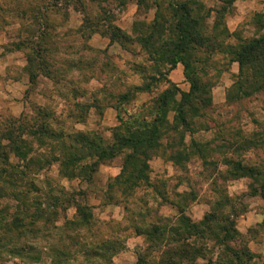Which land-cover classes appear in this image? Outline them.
I'll return each instance as SVG.
<instances>
[{
	"label": "rangeland",
	"instance_id": "374dc122",
	"mask_svg": "<svg viewBox=\"0 0 264 264\" xmlns=\"http://www.w3.org/2000/svg\"><path fill=\"white\" fill-rule=\"evenodd\" d=\"M200 2L206 12L221 6L218 0ZM148 3L149 9H139L136 0H0V136L6 130L14 131L26 154L24 160L19 159L9 151L7 141L0 140L6 146L0 152V174L10 166L20 171L13 182L9 181V173L0 179V264H157L162 255L152 251L147 237L137 234L136 226L148 228L157 217L177 218L179 212L170 204L176 200V193L196 194L197 202L189 205L186 214L200 222L218 199L214 183L242 211L236 228L253 255L252 263L264 264V198L251 195L253 183L248 178L223 180L221 176L229 167L221 158L214 157L221 161L218 176L212 169L206 171L198 158L182 170L168 159L155 157L148 162L151 187L141 186L127 195L114 186L128 151L111 161L85 159L67 172V166L62 165L67 157L63 145H70V140H48L41 145L37 137L30 135L43 109L52 117L48 121L54 131L93 133L103 141L101 145L112 144L121 120L126 122L140 108L150 106L168 88L165 80H171L183 92L190 91L182 65L160 83H152L154 67L142 45L131 41L121 46L100 33L92 34L111 24L135 38L137 30L145 32L155 19L156 9L151 0ZM85 19L89 20L86 27ZM214 19L212 14L208 23ZM224 22L231 33L243 39L263 36L264 0H237ZM45 38L43 46L49 52L43 57L54 63L58 78L48 79L45 71L35 66L33 82L30 61L36 55L32 49ZM219 61L226 63L222 57ZM220 69L213 90V105L222 114L220 121H227L230 130L243 135L263 130L264 96L229 106L228 92L239 66L226 64ZM148 83L152 86L150 92H133L134 87ZM127 93H131V100L120 101L119 96ZM76 104L85 107L84 115L78 114ZM169 116L172 120L174 114ZM19 119L24 127L22 134L16 130L18 125L11 129ZM216 127L198 132L193 138L200 143L210 142ZM190 143L187 135L186 144ZM227 156L248 166L264 165L263 151ZM95 162L98 164L93 167ZM72 170L77 177H66ZM78 207L92 216L88 222Z\"/></svg>",
	"mask_w": 264,
	"mask_h": 264
},
{
	"label": "trees",
	"instance_id": "16d2710c",
	"mask_svg": "<svg viewBox=\"0 0 264 264\" xmlns=\"http://www.w3.org/2000/svg\"><path fill=\"white\" fill-rule=\"evenodd\" d=\"M148 1L136 0L139 9H149ZM236 1L218 0L221 6L206 12L200 0H151L152 7L156 9L155 19L146 27L145 32L137 30L135 38L111 24H108L106 30L92 31V34L100 33L111 43H119L121 46L131 41L142 45L147 52L148 61L154 67V75L150 77L152 83H160L162 78L165 79L178 65H182L185 79L190 83V91L183 92L171 80H165L168 88L150 106L140 108L126 122L121 120V128H116L113 133L112 144L101 145L103 141L98 140L93 133L67 134L54 131L48 121L52 117L43 109L39 110L37 123L29 130L30 135L37 137L41 145H46L48 140H70V145H63L64 155L67 157L62 165L67 166V172L71 167L74 170L85 159L97 157L98 162L111 161L128 151L122 172L115 179V186L112 185L127 195H132L141 186L151 187L148 162L155 157H163L182 170H185L186 164L193 158H198L206 171L212 169L218 176L221 173L218 171V162L223 161L229 167L227 174L221 176L223 180L248 178L253 183L250 186L251 195L264 198V165L248 166L227 156H242L255 151L264 153V129L250 135L230 130L227 121H220L222 114L213 105L216 79L221 74L220 68L226 64L239 66V74L228 92L229 106L264 96V35L243 39L240 35L231 33L224 22ZM212 14H215V19L209 24ZM107 20L110 21L111 18ZM88 24L89 20L85 19L84 26ZM233 39L237 43H233ZM45 41L46 38L32 49L36 56L30 61L31 70L28 71L33 75L32 71L37 66L40 71H45L44 76L56 81L58 76L53 68L54 63L50 64L43 57V54L49 52L43 46ZM221 57L225 64L219 61ZM78 64L81 65L82 61ZM73 67L79 68L77 65ZM162 67L166 69L162 70ZM33 76L31 81L34 82L36 75ZM151 90L150 83L133 88L135 93ZM131 93L120 95V101L131 100ZM76 107L80 108L78 114L84 115L82 110L85 107L82 108L79 104ZM115 108L118 111V107ZM171 113L174 114L172 120L169 116ZM146 117H152V120L148 121ZM20 120L22 119L12 124L11 129H16L15 125H18L16 130L21 133L24 127ZM215 127L217 131L212 141L200 143L193 138L196 133L214 130ZM13 132L6 130L1 134L0 140L7 141V146L11 149L9 151L24 160L26 154L22 153L20 140ZM187 135L191 137L189 145L186 144ZM5 149L6 146L0 143V152ZM216 156L222 160L215 161ZM1 158L0 153V160ZM98 162L92 166L95 167ZM73 170L66 177L74 178L76 174ZM1 173L0 179L4 177V173H9V181L13 182L20 171L10 166ZM205 176L212 177L211 174ZM213 185L218 199L210 204L211 212L200 222H194L186 214L189 205L197 202L196 194L176 193V200L170 204L178 210L177 218L156 216L157 222L152 226H136L137 234L147 237L152 251L162 255L157 264H201L200 261H204V264H253V255L236 228V221L242 211L238 210L234 201L216 183ZM77 209L83 220L88 222L92 216H88L79 207ZM140 218L145 219V216L140 215ZM216 251L219 253L214 259Z\"/></svg>",
	"mask_w": 264,
	"mask_h": 264
}]
</instances>
